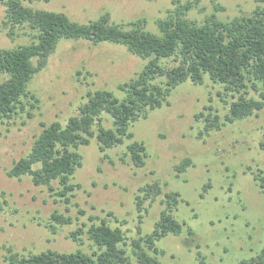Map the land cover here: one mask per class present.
Segmentation results:
<instances>
[{
	"label": "rangeland",
	"instance_id": "1",
	"mask_svg": "<svg viewBox=\"0 0 264 264\" xmlns=\"http://www.w3.org/2000/svg\"><path fill=\"white\" fill-rule=\"evenodd\" d=\"M25 6L66 14L70 20L88 23L107 14L109 22L127 27L128 23L145 20V29L157 32V20L165 19L180 4L194 0H21ZM258 0H198L187 11L197 24L214 14L222 21L250 15ZM5 7L0 5V49L27 44L28 29H17L14 39L1 28ZM146 61L130 54L124 47L110 43L93 45L85 40H60L47 66L34 75L28 90L38 104L28 105L11 119H0V264L8 250L27 255L47 250L90 253L87 234L80 242L69 237L77 228L84 231L92 221L105 219L111 227L125 233L130 264H138L130 242L149 235L159 220L164 193L176 192L183 201L172 215L184 223L180 235L168 233L155 242L163 251L159 264H240L256 257L264 248V187L254 176L262 171L264 150V109L242 121L226 124L220 130L199 135L207 107L224 122L231 101L221 86L208 78L203 84L186 81L178 85L168 98L169 104L152 110L146 119L130 126L134 140L144 143L145 165L136 168L119 160L125 145L99 151L92 138L82 146V166L72 178L80 187L70 204L59 201L45 186H35L29 176L10 178L7 171L24 157L41 133V123L57 121L64 125L78 107L95 90H109L122 97L117 85L139 72ZM6 75L0 74V82ZM250 96H254L253 93ZM24 102L25 98H22ZM27 111L33 115L28 117ZM106 127L111 121L103 114ZM185 158L191 165L179 174L174 170ZM35 166L34 168H37ZM157 182L162 194L155 201H144L140 212L136 196L140 189ZM208 188L204 189L205 186ZM187 203V204H186ZM69 216L72 223L59 226L55 233L48 227L51 215ZM190 230L192 234L187 233ZM153 255L151 251L148 252Z\"/></svg>",
	"mask_w": 264,
	"mask_h": 264
},
{
	"label": "trees",
	"instance_id": "2",
	"mask_svg": "<svg viewBox=\"0 0 264 264\" xmlns=\"http://www.w3.org/2000/svg\"><path fill=\"white\" fill-rule=\"evenodd\" d=\"M198 0L180 4L165 19L157 20V32L145 29V20L138 19L127 27L109 22L107 14L88 23H79L61 12L34 9L21 0H0L5 7L1 28L8 38L14 39L17 29L25 32L30 40L27 44L11 49H0V74L6 79L0 82V119H11L28 105L36 108L38 98L28 90V83L41 72L54 53L60 40H85L93 45L110 43L124 47L130 54L146 61L141 70L129 80L117 85L122 97L109 90H95L87 94V101L78 107L77 115L70 116L62 125L54 121L41 123V133L33 142L30 151L13 163L7 171L10 178L31 177L35 186H45L59 201L70 204L74 191L79 188L72 182L78 168L82 166L80 147L89 145L92 138L98 149L109 158L106 151L125 145L119 160L136 168L145 165L147 150L143 142L134 140L130 126L139 119H146L152 110L168 105L172 91L186 81L201 85L208 78L231 101L224 122L217 113L207 107L208 113L200 112L203 129L199 135L211 130H220L226 124L242 121L264 109V7L256 5L248 16L222 21L214 14L197 24L187 17ZM263 3L264 0H258ZM253 93L254 96H250ZM22 98H25L24 102ZM29 118L33 115L26 110ZM103 114L111 121L106 127ZM260 147L264 150L263 141ZM191 165L185 158L174 167L177 177ZM38 166L37 168H34ZM255 180L264 187V177ZM205 186L204 189L208 188ZM136 196V207L140 212L144 201L152 202L162 194L157 182L140 189ZM183 201L176 192L164 193L159 220L149 235H141L130 242L131 252L138 264H159V250L155 242L168 233L180 235L184 223L172 215L174 207ZM187 204V203H186ZM0 210L2 208L0 207ZM72 223L69 216L54 212L48 227L53 233L59 226ZM85 233L91 241L92 250L85 253L57 252L47 250L27 255L10 250L4 255L5 264H130L125 233L120 227H111L108 221H92L84 231L77 228L69 235L80 242L79 235ZM187 233L192 234L188 229ZM151 251L153 255L148 252ZM199 264H204L203 258ZM240 264H264V248L249 260Z\"/></svg>",
	"mask_w": 264,
	"mask_h": 264
}]
</instances>
